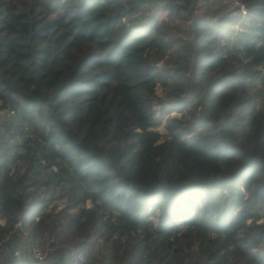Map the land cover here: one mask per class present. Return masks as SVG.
I'll use <instances>...</instances> for the list:
<instances>
[{
	"label": "trees",
	"instance_id": "obj_1",
	"mask_svg": "<svg viewBox=\"0 0 264 264\" xmlns=\"http://www.w3.org/2000/svg\"><path fill=\"white\" fill-rule=\"evenodd\" d=\"M240 1L170 66L158 11L199 0H0V239L23 247L0 264H70L32 256L44 230L88 264H264V0Z\"/></svg>",
	"mask_w": 264,
	"mask_h": 264
},
{
	"label": "built area",
	"instance_id": "obj_2",
	"mask_svg": "<svg viewBox=\"0 0 264 264\" xmlns=\"http://www.w3.org/2000/svg\"><path fill=\"white\" fill-rule=\"evenodd\" d=\"M208 4H221L229 8H236L237 11L247 13V5L240 0H199L197 7L192 12L189 22L193 16L202 12V8ZM21 226V222L18 223ZM23 231V229H21ZM24 232V231H23ZM26 234L25 232L22 234ZM21 235V236H22ZM67 237L64 233H52L49 230H44L34 239L30 246L32 256L42 263H52L59 258L61 251H64L70 256V264H88L89 251L85 247L74 249L71 252L69 246L65 245ZM22 244L15 243L11 236H5L0 239V259L11 255H20L22 252Z\"/></svg>",
	"mask_w": 264,
	"mask_h": 264
},
{
	"label": "rangeland",
	"instance_id": "obj_3",
	"mask_svg": "<svg viewBox=\"0 0 264 264\" xmlns=\"http://www.w3.org/2000/svg\"><path fill=\"white\" fill-rule=\"evenodd\" d=\"M153 1H156V0H153ZM209 5L207 6H204L202 8V12L205 13V11L209 8L208 7ZM154 9H156V7L154 6L153 7ZM211 11L209 12V14H212L214 12V7H211ZM216 8V7H215ZM221 8V7H219ZM224 9V8H222ZM225 10V9H224ZM149 11V9H148ZM201 12V13H202ZM186 13V12H185ZM182 16V17H169V18H166L167 17V13L164 12V10L160 9L158 11V14L160 15V17H163V21L167 24V27L169 29V35H171V37H177V36H180V37H184L186 39V41H183L185 43V46L183 47H180V48H176V47H173V48H168L166 50V54L164 56V58L160 61V65H165L166 63H170V66H174V65H179L180 62H178L180 60L181 57H183V55H188V57H192L191 55V47H189L188 45V42H187V37L189 36L188 35V18L187 17L189 15H191V13H186ZM186 59V57H185ZM180 66V65H179ZM192 70V68H190ZM188 72V70L186 71ZM193 72V70H192ZM262 87H264V85H261ZM167 88H164L162 86H159L158 87V92L161 96L163 97H169V96H166V93H167ZM168 103H165L164 107L167 106ZM161 106L159 105H156V110H157V114H161L162 111H161ZM2 115H1V118L5 116L4 114V111L1 112ZM8 114V113H7ZM182 113L180 111H177V110H171V111H168V112H163V115H162V122L156 127L158 130L160 131H165V126H164V122L165 120L167 119L168 116H171V115H181ZM65 245H67L65 243ZM60 264H63L62 261L60 262Z\"/></svg>",
	"mask_w": 264,
	"mask_h": 264
},
{
	"label": "crops",
	"instance_id": "obj_4",
	"mask_svg": "<svg viewBox=\"0 0 264 264\" xmlns=\"http://www.w3.org/2000/svg\"><path fill=\"white\" fill-rule=\"evenodd\" d=\"M22 237V236H21ZM25 236H23V238H24Z\"/></svg>",
	"mask_w": 264,
	"mask_h": 264
}]
</instances>
